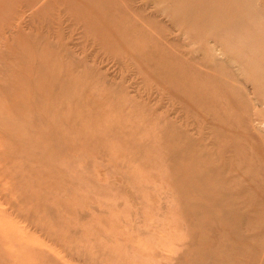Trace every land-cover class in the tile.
Listing matches in <instances>:
<instances>
[{"label":"rangeland","instance_id":"rangeland-1","mask_svg":"<svg viewBox=\"0 0 264 264\" xmlns=\"http://www.w3.org/2000/svg\"><path fill=\"white\" fill-rule=\"evenodd\" d=\"M0 264H264V0H0Z\"/></svg>","mask_w":264,"mask_h":264}]
</instances>
